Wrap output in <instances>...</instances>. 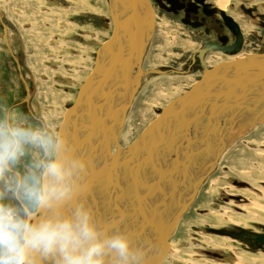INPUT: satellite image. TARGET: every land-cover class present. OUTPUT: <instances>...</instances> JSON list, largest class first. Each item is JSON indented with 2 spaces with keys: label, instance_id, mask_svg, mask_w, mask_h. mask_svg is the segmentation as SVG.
<instances>
[{
  "label": "rangeland",
  "instance_id": "rangeland-1",
  "mask_svg": "<svg viewBox=\"0 0 264 264\" xmlns=\"http://www.w3.org/2000/svg\"><path fill=\"white\" fill-rule=\"evenodd\" d=\"M107 2L109 6L110 0ZM235 2V5H231V9L240 12L245 22L252 21L254 27L251 26L254 32L241 29L244 36L242 49L249 51L257 48L260 50H254L259 53L264 52V26L258 25L259 18L256 16L260 10L247 15L238 8L239 4L247 5L245 0H231V3ZM150 3L163 25L153 29L144 51L141 63L144 75L125 115L126 122L124 121L122 135L127 140L130 139L131 134L134 138L137 137L145 126L158 116L162 107L181 95L198 79L201 69L199 59L194 53L199 44L210 37L200 35L196 29L184 25L177 15L157 6L155 2ZM157 3L159 4V1ZM215 4L221 7L218 0H215ZM0 5L8 19L9 36L13 42L18 43V53L25 65L23 72L32 80L33 89H31L34 94L36 93V98L33 99L36 104L35 110L46 119L49 129L54 131L65 110L74 101L78 87L90 72L95 49L110 35V29L105 27L108 20L106 0H0ZM209 52L205 55L210 54ZM210 57L211 55L208 58ZM208 58L207 63L212 66ZM150 69L154 71L150 72ZM168 69L182 72L174 73ZM156 70L168 71L159 73L155 72ZM37 94L41 97L39 100ZM144 110L147 111L145 119L139 120V115ZM242 112L243 110L240 115ZM248 118L245 113L240 120L245 123ZM170 123L172 125L173 122ZM243 123L231 128V132H225V136L228 135L226 137L230 138L223 146L228 145L236 136L237 139L228 147L230 149L219 156L221 158H218L216 170L204 180L189 209L180 217L168 241V252L160 264H226L224 258H232L234 262L240 253L264 257V252L261 250L249 249L235 240L206 232L209 228L234 229L236 228L234 225L225 223L223 215L241 218L248 215L245 208L250 210L249 208L252 207L258 210L253 206L264 205V200L260 198L261 195L264 196L262 193L264 192V155L256 154V152H264V123L249 129L246 134H239L241 131L238 129ZM200 124L201 121L199 124L197 121V125ZM174 137L176 142L177 135L175 134ZM119 144L121 147L124 146L122 136ZM112 149L115 152V146ZM167 150L170 153L172 148ZM169 153V157L172 156L173 153H170L171 155ZM207 163L208 161L206 165ZM215 182L216 184H213ZM110 184L107 187L110 188ZM173 193L175 194V191ZM124 197V195L117 196L119 206L123 210L126 204L129 206L128 198ZM112 198L111 196L110 199ZM106 199L105 194L101 197L100 204H107ZM111 208V205L105 209L101 208L100 212L104 214L102 221L107 220ZM251 216L253 220H249L248 226L261 232L264 222L256 221L254 217L264 218V213L252 210ZM220 221L224 223L221 224ZM216 244L221 246L218 247Z\"/></svg>",
  "mask_w": 264,
  "mask_h": 264
},
{
  "label": "water",
  "instance_id": "water-1",
  "mask_svg": "<svg viewBox=\"0 0 264 264\" xmlns=\"http://www.w3.org/2000/svg\"><path fill=\"white\" fill-rule=\"evenodd\" d=\"M110 3L111 1L109 2L112 13L110 35L95 49L91 70L78 87L74 101L65 110L57 129L63 126L71 138L72 145L87 159L88 164L93 158H99V154L105 152L107 159H104L103 163L91 167L88 170L87 179L90 184V190L87 193L90 195V191L94 186L101 187L102 182H107L108 176L112 172L120 173L121 177H123L120 183H116L115 185H118L119 190L126 191L130 195L132 210L129 213L135 214L140 221L138 230L131 235L128 234L129 238L135 244L138 243L137 241L140 240L141 236L146 235L143 234L145 229L149 228L153 231L152 237L155 240L151 244L152 251L149 254L148 264H159L168 249L166 237L172 231L178 214L186 208L187 203L195 193L198 182L204 174H201L193 182L188 197L182 203L178 201L176 209L171 208L167 212L162 210L161 193L159 194L160 198L157 201L156 209H153L149 205V199L158 194V191L151 184L150 186L152 187L147 188V184H145L147 181L141 180L139 177L144 173V169L157 165L160 162L158 161V157L161 153L162 144H164V147L167 145L166 150L168 146L174 144V153L171 157V165L167 168L168 172L161 174L158 172V175L155 176L157 180L153 178L152 184L154 186L157 187L163 177H171L170 173H173L172 171H176L180 166H186L191 153L188 154L182 151L183 153L181 155L176 156L177 147L181 145L182 141L175 142L174 135H177L179 131L182 133L187 131L190 137L189 130L192 125L196 129L194 130L196 134L198 133L197 136L199 135L198 140L193 145L204 143L211 134L213 135V133L209 132V127L217 123L216 114L219 111L218 106L220 103H223L225 110H228L229 107H241L242 104L249 106L250 103V106L255 109L254 111L259 113L258 115L254 114L255 119H259L262 110L261 108L257 109V107L259 105L262 108L264 107V94L261 92L260 95H255V93L248 91L250 87H247V85L264 80V52L248 54L242 58L229 62H220L206 68L201 63L200 58L203 53L211 48L209 44L199 46L194 53L199 59V68L201 69V74L198 79L183 91L181 95L169 101L167 105L160 109L159 115L151 120L142 132L124 148L125 155L121 159L119 157L120 149L115 141V136L121 127L123 113L130 97L139 85V78L142 73L139 65L152 32L153 14L148 0H114L116 6ZM132 68H134L133 72L131 71ZM168 70L174 73L182 72L175 69ZM168 70H162V72ZM149 71L153 72L154 70L150 69ZM157 71L162 73L159 70L155 72ZM217 79H220V82L214 87ZM204 86L209 88L205 89ZM252 87L254 88V86ZM199 90H201L200 92H204L205 90L207 92L197 97L196 94ZM255 90L259 91L262 88H256ZM239 91L244 94H253V96L248 100L241 99ZM255 98L262 102L252 106L253 104L251 105V102H255L252 99ZM191 100L193 102L195 101V109L202 106L200 111H198L203 121L200 125L193 123L195 118H193L192 123H189V115L187 111H184L187 110V105ZM217 101L220 102L219 105ZM222 112L224 113V111ZM87 116H90L88 125L85 123ZM226 120L227 122L223 120L222 125L225 130H229L230 123L228 118ZM170 122H173L172 125H170ZM105 133L109 137H105L106 139L103 140ZM146 134L148 135V140L150 139L151 142L145 148L147 150L144 149L145 154L142 155L141 161L135 162L132 160L131 155L141 148L142 141L146 140ZM189 137L185 136L182 139L185 142ZM215 137L216 135H213L211 139ZM161 139H163V142L161 145H158ZM111 143L115 145V153L110 152ZM147 157L150 160L146 161L145 158L147 159ZM177 160L179 162L178 164L175 163ZM160 164L159 166H162ZM211 168L213 166L209 167V169ZM182 174L184 177L185 169H183ZM125 177H127L129 182ZM122 182L123 186L121 185ZM130 183L131 185L129 186ZM115 185H112L113 187L111 186V188H106V201L111 196L115 197L116 195L114 196V194L118 193L115 191ZM132 190L134 191L132 192ZM130 191L134 193V197ZM149 207L152 209H149ZM207 230L218 235H225L236 239L250 249H260L264 252V228L263 232L260 233L238 227L233 230L226 228H209ZM138 233L140 235L137 236ZM147 239L144 236L142 242L139 241V243L145 244ZM139 246L138 244L137 247Z\"/></svg>",
  "mask_w": 264,
  "mask_h": 264
},
{
  "label": "clouds",
  "instance_id": "clouds-1",
  "mask_svg": "<svg viewBox=\"0 0 264 264\" xmlns=\"http://www.w3.org/2000/svg\"><path fill=\"white\" fill-rule=\"evenodd\" d=\"M0 111V264H148L150 248L87 199L88 161L61 126Z\"/></svg>",
  "mask_w": 264,
  "mask_h": 264
},
{
  "label": "bare ground",
  "instance_id": "bare-ground-1",
  "mask_svg": "<svg viewBox=\"0 0 264 264\" xmlns=\"http://www.w3.org/2000/svg\"><path fill=\"white\" fill-rule=\"evenodd\" d=\"M227 0H218V2H219V5H221V7H222V9H225L227 6H226V2ZM111 4H113V5H115L116 6V4L114 3V0H113V2L111 3ZM150 5V4H149ZM151 7V6H150ZM151 10H152V8H151ZM143 12H145V10H143ZM110 14H111V18H112V13H111V7H110ZM152 14H153V28H152V32H153V29H154V23H155V18H154V12H153V10H152ZM235 15V14H234ZM240 19V18H239ZM242 21V20H241ZM161 25H163V24H161ZM244 28L246 29V26H244ZM152 32H151V34H152ZM151 36V35H150ZM189 38V37H188ZM147 41V40H146ZM148 44V43H147ZM146 44V47H145V51H146V48H147V45ZM182 46V45H181ZM189 47V46H188ZM145 53V52H144ZM249 54H252V53H249ZM246 55H248V54H243V55H241V56H239V57H234V58H232V57H226V56H222L220 53L219 54H211V57L210 58H208V59H210L209 61V63L210 64H212V66H214V65H216L217 63H220V62H229V61H233V60H235V59H239V58H242V57H244V56H246ZM143 56H144V54H143ZM142 59H143V57H142ZM208 62V61H207ZM141 63H142V60H141ZM141 63H140V67H141ZM207 65V64H206ZM132 72L134 71V68H132V70H131ZM224 71V70H223ZM173 73V72H172ZM144 75V73L142 72L141 73V75H140V78H139V85H138V87L136 88V90L132 93V95H131V97H130V100H129V102H128V104H127V107L125 108V111H124V113H123V117H122V123H121V127H120V129H119V131H118V133H117V135L115 136V141H116V143L118 144V147H119V149H120V154H119V157H121V159H123V157H124V148L127 146V145H129L132 141H133V139H134V137L132 136V134H131V136L129 137L130 139H128L127 140V138L125 137V138H123V130H124V127H125V122H126V120H125V115H126V112H127V110L129 109V107H130V104H131V102H132V100H133V97H134V95H135V93L137 92V90H138V88H139V86H140V80H141V78H142V76ZM176 75V74H175ZM209 79H210V77H209ZM209 79H208V81H209ZM211 79H213V78H211ZM211 81V80H210ZM220 82V79H217L216 81H215V83H214V87H216L217 85H218V83ZM211 84H213V83H211ZM255 84V85H254ZM250 83V84H248L247 85V87H250L249 89H248V91H251L252 93H255V95H260L261 94V92L264 94V80H262V81H259V82H256V83ZM244 86V85H243ZM252 86H254V88L252 87ZM205 87V89H207V88H209V87H206V86H204ZM211 87V86H210ZM256 88H262V90H255ZM201 90H199V92L196 94V96L197 97H199V95H202V93H206L207 91L205 90L204 92H200ZM246 91V90H245ZM175 92V91H174ZM204 93V94H205ZM239 94H240V98L241 99H245V100H248V99H250L252 96H253V94L252 95H249V94H244V93H241V91H239ZM170 95V94H169ZM161 96V95H160ZM167 97V96H166ZM166 97L164 98V99H166ZM256 97H258V96H256ZM156 101V100H155ZM252 101H255V102H251V105L252 106H255L254 104H256V103H260V102H262V101H260V100H257L256 98L255 99H252ZM256 101H258V102H256ZM195 102V101H194ZM194 102L191 100V101H189V104L187 105V110H184L185 112L187 111V114L189 115L188 117V120H189V123H192L193 122V118H195V121L193 122V123H195V124H197V121H198V124H199V121H201V124L203 123V121H202V118H201V116L199 115V113H198V111H200V109L202 108V106H200V107H198V108H196L195 109V105H194ZM219 101H217V104L219 105ZM157 104V103H156ZM155 104V105H156ZM154 105V104H153ZM243 105H245V104H242L241 105V107L240 106H238V107H236V108H228V110H225L223 107V103L221 104L220 103V105L218 106L219 107V111H218V113L215 115L216 116V122L218 123V125H217V123L215 124V125H213V126H211V127H209L210 129H209V132L210 133H213V135H216V137L214 138V139H211V137L213 136L212 134H211V136H209V138L204 142V143H202V144H195V145H193V143L196 141V140H198V138H199V135L197 136V134H196V132L194 131V130H196L195 129V127H193L192 125H191V129L189 130V133H190V137H189V135H188V133H187V131L186 132H184V133H182L181 131H179L178 132V134H177V141L176 142H179V141H182V143H181V145L179 146V147H177V150H176V156H178V155H181L183 152H187L188 154H190L191 153V155H189V158H188V160H187V163H186V166H180L176 171L174 170V171H172L173 173H170V176L171 177H169V178H166V177H163L162 178V180H161V182H160V184L156 187V186H154L153 184H152V180H150L149 181V178H151V176H154V178H155V176H157L158 175V172L161 174V173H163V172H168L167 171V168H169V166L171 165L170 163H171V157L172 156H170L169 157V155H168V150H167V152H166V156L164 157V155H165V147L163 146L164 144H162V140L163 139H161V141H159V143H158V145H161L162 144V146H161V153L159 154V159H158V161H160L159 163H161L160 165H162V166H159V163L157 164V165H154V166H150V167H148V168H146V169H144V173L142 174V176L141 177H139V178H141V180H144V181H147V182H145V184H147V188H149V187H152L153 186V188H156V191H158L157 193L158 194H156V195H154V196H152L150 199H149V203H150V205L152 206V204L153 205H155V204H157V201H158V199L160 198V196H159V194L161 193V195H162V202H161V205H162V210L163 211H165V212H167V211H170L171 210V208H175L176 209V206H177V202L179 201L180 203H182L183 202V200L185 199V198H187L188 197V194L190 193V191H191V187H192V184H193V182L197 179V177H199L201 174H204L203 176H202V178H201V180L198 182V185H197V187H196V190H195V193L193 194V196L191 197V199L189 200V202L187 203V205H186V208L180 213V214H178V216H177V219H176V221H175V224H174V227H173V229H172V231L169 233V235H168V237H166V243H167V248L169 249V246H168V241H169V239L172 237V234L174 233V229H175V227H176V224L177 223H179L178 221H179V219H180V217L181 216H183L186 212H187V210L189 209V207H190V205L192 204V202H193V200L196 198L195 197V195H196V192L198 191V189H199V187L201 186V184L204 182V180L209 176V175H211L210 173L214 170V166H215V164L219 161V159L221 158H219V156H221L222 154H224L226 151H227V149H230V148H228V147H230L233 143H234V141L237 139L236 137L232 140H230V142H229V144L228 145H226V146H223L225 143L224 142H226V140L227 139H229L230 137H226V136H228V135H226L225 136V132L226 131H229V132H231L230 131V129L231 128H234V126L236 127V126H239V124H242L244 121H241L240 120V118L242 117L243 118V115H245V113L247 114V116H249V118H252V116L254 115V114H259L257 111H254L255 109H253V107H251L250 106V103H249V106H247V105H245V106H243ZM243 106V107H242ZM261 105H259L258 107H257V109H259V108H261V110L262 111H264V107L262 108V107H260ZM263 106H264V104H263ZM207 108H208V106H207ZM243 110V112H242V114L240 115V112ZM222 111H224V113L222 112ZM261 111V112H262ZM141 112V111H140ZM138 114H139V112L137 113V115H136V117L138 116ZM147 114V111L146 110H144L140 115H139V117H140V119L139 120H143V118H144V116ZM224 114V115H223ZM159 115V114H158ZM195 117H194V116ZM232 115V116H231ZM240 116V117H239ZM63 117V116H62ZM259 117V116H258ZM87 118V120H85V123L88 125L89 124V120H90V116H87L86 117ZM205 118V117H204ZM228 118V121H229V123H230V126H229V130L227 129V130H225V128H224V126L222 125L223 124V120H224V122H227V119ZM248 118V120H247V122H245V123H243V125L242 126H240L239 127V129H238V131H241V132H239V134H246L247 132H248V130L249 129H251V128H253V127H256V126H258V125H261L262 123H264V114H262L261 115V118H259V119H255V117H253L254 119H249ZM145 119V118H144ZM219 119V120H218ZM258 120V121H257ZM261 122H260V121ZM125 121V122H124ZM165 121V120H164ZM222 121V122H221ZM257 121V122H256ZM88 122V123H87ZM140 122H142V121H140ZM221 124V125H220ZM139 125V124H138ZM241 128V129H240ZM57 129V128H56ZM234 130V129H233ZM214 131V132H213ZM224 131V132H223ZM181 132V133H180ZM197 132H199V130H197ZM223 132V133H222ZM250 132V131H249ZM252 132V131H251ZM209 133V134H210ZM238 133V132H237ZM236 133V134H237ZM228 134V133H227ZM231 134H233V132L231 133ZM231 134L229 135V136H231ZM180 135V136H179ZM182 135V136H181ZM104 137H103V140H105L106 138L105 137H109V135H107L106 133L103 135ZM122 136V140L124 141V146H122L121 147V145L119 144V140H120V137ZM145 136H147L146 137V140L145 141H142L143 142V144H142V146H141V148H139L138 150H136L131 156H132V160H134L135 162H136V159H137V157L139 158V156H141V158H142V155L143 154H145V150H147V149H145V148H147L148 146H149V144H147V142L149 143V142H151L150 141V139L148 140V135L146 134ZM189 137L188 139H186L185 140V142H184V140L182 139V138H184V137ZM197 136V137H196ZM218 136V137H217ZM175 138V137H174ZM193 138V139H192ZM176 139V138H175ZM192 139V140H191ZM191 140V141H190ZM233 142V143H232ZM228 142H226V144H227ZM232 143V144H231ZM88 145V144H87ZM113 146H115L114 145V143L112 144L111 143V147H110V152L111 153H115L114 151H112L113 149H112V147ZM173 146H174V144L172 145V147H169L168 146V148H172V152L170 151V153L172 154V153H174V149H173ZM192 146V147H191ZM217 146V147H216ZM116 149V148H115ZM143 149V150H142ZM145 149V150H144ZM183 151V152H182ZM215 152H216V154H215ZM169 153V154H170ZM170 154V155H171ZM256 154L257 155H264V152H256ZM122 155V156H121ZM173 155V154H172ZM150 156V155H149ZM199 156H202L201 158H203L204 160H206V162L208 161V163H207V165L206 164H204V162H202L201 164H200V166L197 168L196 167V165H194L193 163H197V160L199 161V159H198V157ZM204 156V157H203ZM164 157V158H163ZM126 158V157H125ZM166 158V160H164ZM219 158V159H218ZM104 159H107V157H106V154H105V152L104 153H101V154H99V158H95V159H93V160H91L90 161V163L88 164V165H92V164H95L96 162H98L99 164L100 163H103V161H104ZM145 160L147 161V160H150L149 159V157H147V159L145 158ZM168 160V161H167ZM179 160V159H178ZM178 160L175 162L176 164H178L179 162H178ZM123 161H125V160H123ZM139 161H141V159L139 160ZM157 161V162H158ZM198 163H200V162H198ZM188 165V166H187ZM168 166V167H167ZM210 166H213V168H211V169H209V167ZM89 168H90V166H88V170H89ZM185 169V174H184V177L182 176L183 174H182V171H183V169ZM166 169V170H165ZM163 170H165V171H163ZM203 170V171H202ZM209 170V171H208ZM119 174V175H118ZM117 174V172H112L109 176H108V181L107 182H102V184H101V187H96V186H94V188H92V190L90 191V195L88 194V193H86V196H87V199L92 203V205H93V207H94V209H95V211H96V213H97V215H98V218H100V216H99V212H100V210H101V208H103V209H105V208H107L108 207V205H111L112 206V208H111V213H110V215H109V217L107 218V220L105 221V222H111V221H114V220H116V219H119L120 217H123V221H124V214H126V212H125V210H123V208L121 207L120 208V202H119V200L117 199V196L119 195V197L120 196H122V195H124L126 198H128V202H129V207H130V205H131V197H130V195H128L127 194V192L126 191H122V190H119V188H118V185H115L116 183L118 184V180H120L121 181V179H122V177H121V175H120V173H118ZM149 177V178H148ZM125 179L128 181V179H127V177H125ZM156 180H157V178H155ZM251 180V179H250ZM252 181V180H251ZM110 182H111V184H110ZM129 182V181H128ZM109 184H110V188H111V186L113 185H115V191H117L118 193L116 194H114V196L115 197H113L112 198V200L111 199H108V201H107V204H100V202H101V197H104L105 196V191H106V189L104 188V187H107V186H109ZM122 185H123V182L121 183ZM150 184L152 185V186H150ZM179 185V186H176V185ZM212 184V183H211ZM213 184H216V182L215 183H213ZM131 185V183L129 184V186ZM142 185V184H141ZM253 185V184H252ZM133 186V185H132ZM143 186V185H142ZM141 186V187H142ZM183 187V190H181V188ZM134 188H135V186H134ZM212 190V189H211ZM120 191H121V193H120ZM134 190H132V192H133ZM175 191V194L173 193ZM131 192V191H130ZM131 192V193H132ZM189 192V193H188ZM95 193H97V194H95ZM262 193H264L263 191H262ZM135 194H137V193H135ZM107 195V194H106ZM90 196V197H89ZM132 196L134 197V193H132ZM174 196H178V197H174ZM124 197V198H125ZM174 197V198H173ZM173 198V199H172ZM261 199H263L264 200V196L263 195H261V197H260ZM104 201V200H103ZM141 201V200H140ZM251 201V200H250ZM249 202V201H248ZM105 203H106V201H105ZM127 207V204H126V206H125V208ZM253 207H255V208H257L258 210H254L252 207L251 208H249L250 210H248V208H245L246 209V211L248 212V215L247 216H244V217H241V218H239V217H229V216H225V215H223V217H224V219H225V223H230L231 225H234L235 227H238V228H242V229H248L249 228V226H248V222H249V220H253V219H251L253 216H251V212H252V210L253 211H255V212H259V213H261L262 212V214L264 213V205L262 206L261 204H259V205H255V206H253ZM151 207H149V209H150ZM119 209V210H118ZM119 213H122V214H119ZM100 214H101V218H100V220L102 221V219H103V213L102 212H100ZM229 217V218H228ZM254 219L256 220V221H261V222H264V218H256V217H254ZM104 221V220H103ZM122 221V222H123ZM220 223L221 224H223L224 223V221H220ZM127 225H129V224H126L124 227H127ZM136 225H137V223H136ZM178 225V224H177ZM135 226V225H134ZM120 227L122 228V226L120 225ZM127 230H129V229H127ZM145 232H147V234L146 235H144L145 237H147L148 239L146 240L147 242H148V240H149V246H148V248H152L151 247V244H153V241L155 240V238H153L152 236V232L153 231H151L149 228L148 229H145L144 230ZM145 232L143 233V234H145ZM207 233H209V234H212V235H217V236H221V237H227V236H225V235H218V234H215V233H212V232H210V231H206ZM131 235V234H130ZM149 235V236H148ZM227 238H229V239H232V238H230V237H227ZM219 240H221V239H219ZM233 241L235 240L236 242H238V240H236V239H232ZM138 243H139V241H137ZM204 242H205V239H204ZM226 243H227V241H225ZM138 243H135V245L137 246L138 245ZM206 243H207V241H206ZM239 243H241V242H239ZM147 244V243H146ZM146 244L144 245V246H146ZM243 245H245L244 243H242ZM218 247H220L221 245L220 244H216ZM138 248H140V247H138ZM168 249H167V251L164 253V255H163V258L161 259V261L159 262V264L163 261V259H164V257L166 256V253L168 252ZM227 250V249H226ZM253 250H259V249H253ZM227 251H229V250H227ZM235 251V250H234ZM230 252V251H229ZM232 252V251H231ZM184 253V252H183ZM182 253V254H183ZM186 253V252H185ZM184 253V254H185ZM188 253H190V252H188ZM235 254V253H234ZM189 256V255H188ZM225 261H226V264H248V263H250V264H256V263H258V264H264V257H257V256H252L250 253H240V255L238 254V257H236V260L233 262V260H232V258L231 259H225ZM187 262H189V261H187ZM225 263V262H224ZM191 264V263H190ZM192 264H196V263H192Z\"/></svg>",
  "mask_w": 264,
  "mask_h": 264
},
{
  "label": "flooded vegetation",
  "instance_id": "flooded-vegetation-1",
  "mask_svg": "<svg viewBox=\"0 0 264 264\" xmlns=\"http://www.w3.org/2000/svg\"><path fill=\"white\" fill-rule=\"evenodd\" d=\"M107 1L108 0H106V5L108 6ZM110 1L111 3L113 2L112 0ZM151 1L153 3L155 2L157 6L162 7L164 10L172 12L175 15H177L181 23H183L184 25L190 28H193L194 30L196 29V32L199 33L200 35L210 36L209 39H205L199 44V46L203 44H209V47L211 48L205 52L207 53L211 51L209 52L210 54L205 55V53H203V57L201 56L200 58L201 63L206 68L211 67L207 63V58L211 54L220 53L222 56L232 57V58L249 53L259 54L258 51H255V50H260L257 48H253V50L251 49L249 51H244L242 49L244 44V36L241 29L250 32L253 31L252 29L253 22L252 21L245 22L244 21L245 18L244 16L241 15L240 12H235L233 9H231V5L232 4L235 5L236 2L231 3V0H228L229 2L226 3L227 7L225 9H222L221 7L215 4V0H150L149 4L153 12L154 9L150 3ZM158 1L159 4L157 3ZM245 2L247 4L246 6L242 4L238 5L240 11L247 15H252L253 12H255V10H260L259 11L260 13L256 14V16L260 20V21L258 20V25L264 26V1L255 0L254 2H258L257 4L253 3L252 0H245ZM106 13L108 14V20H106L105 27H108V29H110L111 31L112 18L110 14V6H108ZM154 18H155V23H154V29H155L156 26L162 24V21L159 17L155 15V12H154ZM244 26H246V29L244 28ZM9 29L10 28H9L8 19L4 15L0 5V111L10 110L9 115L13 120L27 119L30 123L33 124H40L42 122L43 124L47 125L46 119L41 117L40 114L35 110L36 104H34L35 102L33 101V99L36 98V93L34 94L32 92L33 89L32 80L28 76H26L23 72L25 65L22 62L20 55L18 53V47H17L18 43L17 41L13 42V40L9 36ZM17 38H19L18 33H17ZM194 60L197 62L196 59ZM40 93L44 94L43 92ZM37 96L39 100V98L41 97L39 94H37ZM44 97H46L45 94ZM41 110L45 111V109H41ZM201 157L202 156L198 157L199 161L197 160V163H193L194 165H196L197 168L200 166L202 162L206 164V160H204ZM140 159L141 156H139V158L137 157L136 161H139ZM98 164L99 163L96 162L95 164L89 166L91 168ZM216 166L217 163L214 166V171L217 168ZM153 178L152 177L149 178V181L152 180ZM230 180L234 182L233 179ZM181 190H183V187L181 188ZM156 205L157 204L155 205L152 204L153 209H156L157 207ZM131 206L132 204L130 205V207L127 206L126 208H124L126 214H124V221L121 223L122 229L129 235L133 234L135 231L138 230V226L140 223L139 219L135 216V214L129 213L132 210ZM126 224L129 225H127V227H124ZM247 230L260 233V231L253 229L251 226ZM261 232H263V229ZM145 234H147V232H145ZM138 235H140V233H138L137 236ZM143 237L144 236H141L139 240L140 242H142ZM149 240L148 242L147 241L145 242V244L147 243L146 246H144L145 244L138 243L140 245L139 247L143 246L145 248H148ZM225 259H231V258H224V261Z\"/></svg>",
  "mask_w": 264,
  "mask_h": 264
},
{
  "label": "crops",
  "instance_id": "crops-1",
  "mask_svg": "<svg viewBox=\"0 0 264 264\" xmlns=\"http://www.w3.org/2000/svg\"><path fill=\"white\" fill-rule=\"evenodd\" d=\"M262 114H264V111H262ZM253 116H254V115H253ZM253 116H252V118H251V119H254V118H253ZM123 132H124V130H123Z\"/></svg>",
  "mask_w": 264,
  "mask_h": 264
}]
</instances>
